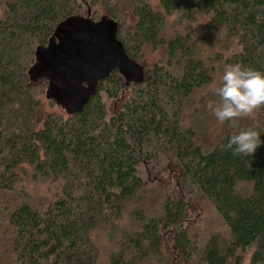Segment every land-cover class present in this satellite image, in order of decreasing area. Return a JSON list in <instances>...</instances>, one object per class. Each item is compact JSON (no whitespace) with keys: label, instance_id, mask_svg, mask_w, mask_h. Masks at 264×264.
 <instances>
[{"label":"trees","instance_id":"obj_1","mask_svg":"<svg viewBox=\"0 0 264 264\" xmlns=\"http://www.w3.org/2000/svg\"><path fill=\"white\" fill-rule=\"evenodd\" d=\"M86 1L117 23L130 59L142 61L143 47L164 48L167 62L144 68L140 84L126 86L112 72L80 114L59 108L41 116L55 104L45 99L47 80L28 79L35 49L81 8L75 0H4L0 204L8 236L0 264H151L167 235L192 264H242L247 253L250 264H264V148L234 156L225 147L230 131L209 150L197 144L182 124V106L211 83L212 69L188 33L162 38L166 19L178 15L200 24L204 42L229 46L227 65L264 72V0H158L159 11L126 0L125 29L114 0ZM258 117L264 123V108ZM164 163L177 187L150 195L149 176ZM39 184L57 187L42 194ZM193 196L215 212L223 234L199 242L189 221Z\"/></svg>","mask_w":264,"mask_h":264},{"label":"rangeland","instance_id":"obj_2","mask_svg":"<svg viewBox=\"0 0 264 264\" xmlns=\"http://www.w3.org/2000/svg\"><path fill=\"white\" fill-rule=\"evenodd\" d=\"M75 1L80 3V0ZM114 1L116 3V9L120 15L118 23L122 29L129 28L131 26V8L129 7L126 0ZM146 1L154 11H159L158 0ZM87 3L90 4L89 1ZM90 5L98 15V18L101 16H106V10L100 5V3ZM3 10L4 0H0V17L3 15ZM187 33L191 36L190 39L196 42L194 45H192V47L197 53V56L204 62L207 68L212 69V80L208 86L194 93V95L190 97L189 100L184 102L181 112V121L185 129H190L194 133L197 144L203 150H209L213 148V146L220 140L222 136L227 133V131H230L229 133L235 134L238 133L239 130H247L248 128L258 131L261 135V141L264 142V123L259 120V111L251 119L246 118L240 120V127L238 129H233L229 123L221 125L215 116L211 114L207 108V104L209 101L214 103L219 101V97L214 94V90L215 87L221 82L224 68L227 65L225 61L230 54V48L223 41L219 40L204 42L205 40L200 29V24H196L194 26L185 24L178 15H173L166 19L162 29V38L166 41H169L170 39L177 36V34L187 35ZM142 54L143 60L138 64L142 65L143 63L145 69L151 68L155 64L163 65L167 62V53L164 48L152 49L151 47H143ZM49 112L61 113L62 111L55 106L50 107L49 105H46L41 112V116ZM260 148H264V143H262ZM164 165H162L161 169H159L160 174L154 173L150 176L148 175L151 182L150 185H152L149 190L150 195L160 193L162 189L171 191L175 190L177 187V175L171 168L168 167V165ZM156 186H159V188L154 189ZM35 187L40 189V192L43 194L48 192V190L55 192L57 186L39 184ZM29 191L31 193L30 189ZM193 198L195 199L196 204H194L193 210L189 213V221H191L193 225L191 227H197L198 232L196 235L199 242L202 243L208 237H210L211 234H223L225 229L215 212L207 203L203 202L198 197L193 196ZM3 212L2 205L0 204V248L1 246L5 245L8 236V234L5 232L6 226L4 223L5 217L3 216ZM4 239L6 241H4ZM118 251H120L119 247ZM154 258V261L152 260L153 262L151 264H192L190 261H186L183 259V257H181L173 245L172 238H170L168 235L165 237V242L160 249V253L156 254ZM6 260L8 259L6 258ZM195 264L198 263L195 262ZM242 264H250V253H247L244 256Z\"/></svg>","mask_w":264,"mask_h":264},{"label":"water","instance_id":"obj_3","mask_svg":"<svg viewBox=\"0 0 264 264\" xmlns=\"http://www.w3.org/2000/svg\"><path fill=\"white\" fill-rule=\"evenodd\" d=\"M118 25L108 17L98 23L67 18L57 25L45 47L34 52L28 69L31 83L48 81L45 99L71 116L80 114L95 96L97 85L114 71L129 84L144 80V67L130 59L117 40Z\"/></svg>","mask_w":264,"mask_h":264},{"label":"clouds","instance_id":"obj_4","mask_svg":"<svg viewBox=\"0 0 264 264\" xmlns=\"http://www.w3.org/2000/svg\"><path fill=\"white\" fill-rule=\"evenodd\" d=\"M218 102L209 101L207 108L217 121L229 123L233 129L240 127L242 119H251L264 108V72L244 67L240 63L225 66L221 82L215 87ZM260 133L248 128L231 135L226 149L234 156H252L261 147Z\"/></svg>","mask_w":264,"mask_h":264},{"label":"flooded vegetation","instance_id":"obj_5","mask_svg":"<svg viewBox=\"0 0 264 264\" xmlns=\"http://www.w3.org/2000/svg\"><path fill=\"white\" fill-rule=\"evenodd\" d=\"M78 4L80 6L79 8H81V9L77 13V15L69 16L68 18L80 17V18L89 19L94 23H98L103 17H106V16H101L98 18V15L93 10V7L89 3H87L86 0H80V3H78Z\"/></svg>","mask_w":264,"mask_h":264}]
</instances>
